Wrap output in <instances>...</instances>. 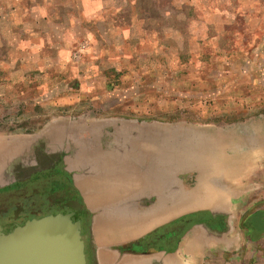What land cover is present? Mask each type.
Here are the masks:
<instances>
[{"label":"rangeland","instance_id":"rangeland-1","mask_svg":"<svg viewBox=\"0 0 264 264\" xmlns=\"http://www.w3.org/2000/svg\"><path fill=\"white\" fill-rule=\"evenodd\" d=\"M58 169L202 208L199 264H264V0H0V188Z\"/></svg>","mask_w":264,"mask_h":264},{"label":"crops","instance_id":"crops-1","mask_svg":"<svg viewBox=\"0 0 264 264\" xmlns=\"http://www.w3.org/2000/svg\"><path fill=\"white\" fill-rule=\"evenodd\" d=\"M104 190L102 186H98V191L94 194H88L87 197L83 194L86 221L90 226L89 231L93 239L90 248V264H199L203 262L206 250L193 255L190 244L188 245L190 227H187V230L189 229L187 232L184 229L185 223L189 224V221H185V217L192 213L200 215L203 212L200 211L202 208L191 210L189 207L176 212L174 201L169 199L167 193L166 198H161L153 189L150 190L151 192L134 193L132 191L126 195L114 194L116 187H109L107 191L105 190L106 192H103ZM209 208L214 210L213 207ZM168 228L172 230L164 231ZM180 228L183 230L181 239L179 235H176V231ZM203 229L208 230L206 227ZM221 229L223 228L215 232H220ZM159 232H162V235H159ZM154 234L157 238L152 237ZM174 238L176 243L173 246L169 247L161 243L164 239L172 242ZM150 239L156 242L154 246H151ZM198 243L207 248V242L202 243L198 240ZM155 245L158 247L155 248ZM215 262V260L214 263L209 261L210 264Z\"/></svg>","mask_w":264,"mask_h":264},{"label":"water","instance_id":"water-1","mask_svg":"<svg viewBox=\"0 0 264 264\" xmlns=\"http://www.w3.org/2000/svg\"><path fill=\"white\" fill-rule=\"evenodd\" d=\"M82 228L73 214L58 213L0 230V264H88Z\"/></svg>","mask_w":264,"mask_h":264},{"label":"flooded vegetation","instance_id":"flooded-vegetation-1","mask_svg":"<svg viewBox=\"0 0 264 264\" xmlns=\"http://www.w3.org/2000/svg\"><path fill=\"white\" fill-rule=\"evenodd\" d=\"M56 173L63 176V180H53L51 189L44 190L38 198L25 195L23 200H18L19 195L15 194L20 187L29 185L34 179L17 186L10 185L0 188V201H5L4 207L0 208V230L2 232L8 233L17 225H24L29 219L58 213L73 214V219L81 220L84 227L87 214L82 196L74 184L73 176L62 169H58ZM150 241L153 246L155 242L151 239Z\"/></svg>","mask_w":264,"mask_h":264},{"label":"trees","instance_id":"trees-1","mask_svg":"<svg viewBox=\"0 0 264 264\" xmlns=\"http://www.w3.org/2000/svg\"><path fill=\"white\" fill-rule=\"evenodd\" d=\"M199 214L198 213H192V214H190V215H187L186 217H185V221L186 222H188V221H190V222H194V221H196L197 222V218H199ZM218 218V217H217ZM193 220V221H192ZM217 220L218 219H216V218H213V217H211L210 218V220H209V222L211 223V225H213V227L215 226H218L219 228H224V226L223 225H221V223L219 224V223H217ZM219 222V221H218ZM156 236V234H154V235H152V237H155Z\"/></svg>","mask_w":264,"mask_h":264}]
</instances>
